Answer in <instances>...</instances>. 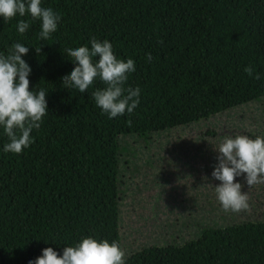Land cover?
Returning a JSON list of instances; mask_svg holds the SVG:
<instances>
[{
    "label": "trees",
    "instance_id": "obj_1",
    "mask_svg": "<svg viewBox=\"0 0 264 264\" xmlns=\"http://www.w3.org/2000/svg\"><path fill=\"white\" fill-rule=\"evenodd\" d=\"M41 7L61 15L47 41L30 14L0 16V54L17 42L28 47L29 90H48L47 114L29 147L4 152L0 126V264H28L46 247L62 256L88 236L120 245L123 136L144 138L264 100V0H41ZM20 20L30 25L24 34ZM92 37L134 60L125 87L141 95L131 114L102 113L92 97L105 87L99 78L84 93L61 86L75 67L64 49L90 48ZM249 65L260 79L245 72ZM126 264H264V219L203 225L180 243L126 253Z\"/></svg>",
    "mask_w": 264,
    "mask_h": 264
},
{
    "label": "rangeland",
    "instance_id": "obj_2",
    "mask_svg": "<svg viewBox=\"0 0 264 264\" xmlns=\"http://www.w3.org/2000/svg\"><path fill=\"white\" fill-rule=\"evenodd\" d=\"M264 100L250 101L205 119L150 132L144 138L123 136L117 174L120 247L129 253L147 245L180 243L196 236L203 225L220 226L240 219H264V184L249 188L250 211H225L212 177L225 136L264 137Z\"/></svg>",
    "mask_w": 264,
    "mask_h": 264
},
{
    "label": "clouds",
    "instance_id": "obj_3",
    "mask_svg": "<svg viewBox=\"0 0 264 264\" xmlns=\"http://www.w3.org/2000/svg\"><path fill=\"white\" fill-rule=\"evenodd\" d=\"M17 13L21 17L30 14L32 19L42 22L38 38L43 41L51 38L61 19V15L51 7H41V0H0V16L6 21ZM29 26V22L20 20L17 31L24 34ZM90 44V48L85 45L64 49L75 67L70 74L61 78V86L84 93L99 78L105 87L93 91L92 97L102 113L108 114L110 119L125 112L131 114L138 107L141 95L139 87H125L129 74L135 71L134 60L117 58L107 39L100 41L92 37ZM36 50L39 52L40 47ZM28 51V47L17 42L7 55L0 54V126L8 137V142L3 146L6 153H21L34 142L31 133L40 128L48 110V90H29L31 67L22 58ZM97 57L94 62L93 58ZM146 59H152L150 53ZM245 72L250 77L260 79L251 65L245 67ZM128 123L131 125L130 120ZM215 149L219 154V163L212 177L221 181L215 187L219 202L226 212L250 211L248 193L241 191L242 184L235 178L246 174L245 181L249 188L264 183V137L225 136ZM28 264H126V253L117 241L97 240L88 236L75 246L65 247L62 256L53 248L46 247L41 256Z\"/></svg>",
    "mask_w": 264,
    "mask_h": 264
}]
</instances>
